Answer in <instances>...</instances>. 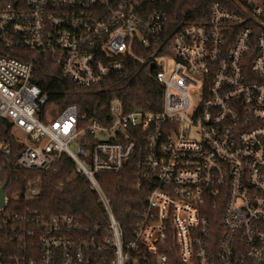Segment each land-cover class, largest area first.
<instances>
[{"label": "built area", "instance_id": "1", "mask_svg": "<svg viewBox=\"0 0 264 264\" xmlns=\"http://www.w3.org/2000/svg\"><path fill=\"white\" fill-rule=\"evenodd\" d=\"M192 1L0 0V187L66 155L106 215L31 210L35 177L4 187L0 264H264V0ZM40 57L79 90L134 64L160 107L59 109L33 81ZM125 167L147 189L128 239L97 180Z\"/></svg>", "mask_w": 264, "mask_h": 264}, {"label": "trees", "instance_id": "2", "mask_svg": "<svg viewBox=\"0 0 264 264\" xmlns=\"http://www.w3.org/2000/svg\"><path fill=\"white\" fill-rule=\"evenodd\" d=\"M196 3L197 0H194L189 5ZM136 67L134 64L128 66L124 74L109 78L97 89L79 90L62 76L60 68L48 57H40L33 81L47 94L49 103L59 109L73 105L80 116L102 120L113 99L121 100L127 111L138 108L156 110L160 107L161 88L147 76L140 74L134 77ZM3 125L0 122V137L7 138L8 132L3 130ZM34 177L41 194L38 201L30 204L31 210L45 214H69L90 226L106 222L105 210L97 202L96 193L84 176L74 173V163L68 156L57 159L49 172L9 174L1 185L20 189L24 182ZM139 178L140 174L129 167L117 173L97 176L104 193L111 200L112 213L126 239L132 236L145 204L147 189L144 180L140 188L136 187ZM172 262L176 264L174 259Z\"/></svg>", "mask_w": 264, "mask_h": 264}, {"label": "water", "instance_id": "3", "mask_svg": "<svg viewBox=\"0 0 264 264\" xmlns=\"http://www.w3.org/2000/svg\"><path fill=\"white\" fill-rule=\"evenodd\" d=\"M52 113L54 114V110L52 111ZM5 185H3L2 187H0V207L3 205V199H4V189Z\"/></svg>", "mask_w": 264, "mask_h": 264}, {"label": "rangeland", "instance_id": "4", "mask_svg": "<svg viewBox=\"0 0 264 264\" xmlns=\"http://www.w3.org/2000/svg\"><path fill=\"white\" fill-rule=\"evenodd\" d=\"M15 133H18L19 134V131L16 130Z\"/></svg>", "mask_w": 264, "mask_h": 264}]
</instances>
